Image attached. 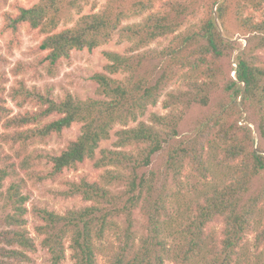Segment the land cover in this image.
Segmentation results:
<instances>
[{"label":"trees","instance_id":"trees-1","mask_svg":"<svg viewBox=\"0 0 264 264\" xmlns=\"http://www.w3.org/2000/svg\"><path fill=\"white\" fill-rule=\"evenodd\" d=\"M197 2L109 0L103 10L82 15L87 6L96 9L92 0H39L19 7L16 16L4 14L6 29L16 33L26 24L44 36L38 50L49 75L73 51L92 52L114 39L130 48L124 54L104 52L103 71L92 76L95 98L68 93L57 101L49 92L29 90L20 82L11 98L20 107L37 106L25 114L13 115L7 107L8 80L0 74V140L14 151L11 155L0 145V211L6 212L4 223L12 228L0 234L7 245L24 250L0 248V264H24L28 253L37 251L25 229L29 198L20 172L41 182L86 161L103 170L99 182H66L67 190L53 193L80 196L92 205L64 215L38 210L44 225L37 230L51 264L65 261L68 240L74 264H98L101 254L107 264H264V185L251 194L254 180L264 174V150L254 149L250 130L231 120L241 109L252 113L264 142V64L257 54L264 51V15L257 19L249 13L262 12L264 0H206L203 16L186 26L197 13ZM157 5L160 10L153 12ZM75 14L80 15L76 21ZM230 14L250 35L237 57L236 81L222 80L223 62L234 47L216 24ZM134 18L142 20L130 23ZM72 22V27L58 30ZM165 37H171L165 48L139 52ZM182 77L189 80L187 89L168 94L163 102L168 113H152L149 122L140 121ZM220 92L228 101L223 107L219 102L221 114L198 136L180 142L178 130L187 110L208 106ZM74 124H81L80 135L61 154L34 155L29 150L32 142L59 136ZM117 127L113 148L100 149ZM161 153L162 166L148 173ZM40 160L51 165L47 173L39 169ZM194 178L197 182L191 183ZM7 180L11 184L5 188ZM138 213L144 230L138 227ZM216 220L224 223L222 237L210 229ZM252 233L253 254L246 246Z\"/></svg>","mask_w":264,"mask_h":264},{"label":"rangeland","instance_id":"rangeland-1","mask_svg":"<svg viewBox=\"0 0 264 264\" xmlns=\"http://www.w3.org/2000/svg\"><path fill=\"white\" fill-rule=\"evenodd\" d=\"M38 1L39 0H0V74H3L8 80L6 84L7 89L5 99L6 105L11 109L13 115L34 112L37 109L36 103L34 102L27 103L20 107L17 105L16 101L11 98L12 88L17 87L20 82H22V84H24L29 90L40 91L42 93L49 92L51 97L57 101L62 100L68 93L78 96L81 99L97 97V84L92 80V76L97 72L103 71V67L107 63L104 52L115 51L124 54L126 50L130 48L129 43L119 44L116 39H114L109 44L101 46L92 52H89L88 50L73 51L69 59L63 60L58 65L54 75H49L47 66L42 63L44 53L38 50V46L44 36L37 30H31L26 24L19 25L16 33L11 29L5 28V13H10L13 16H16L19 13V7L29 8L38 3ZM92 1L95 3L96 9L92 10L91 6H87L84 8L82 15L103 10L109 0ZM205 1L206 0H198L197 13L188 18L185 23L186 26L195 24L203 16V13L205 12ZM159 10V5H157L153 12ZM216 10L217 6L215 5L213 11L216 12ZM249 13L254 14L257 19H261L264 15V10L258 13ZM79 17L80 15L75 14L74 21ZM141 20L142 18H134L129 22L138 23ZM216 24L224 40L234 47V50L229 54L230 56H228L223 62L224 77L222 80L229 81L232 79L236 81L235 69L237 67V57L247 47V40L250 35H246L242 32L239 22L233 14L226 17L224 21L216 20ZM73 25L74 22L63 24L59 26L58 30L64 29L65 27H72ZM170 40L171 37L160 38L146 48L141 49L139 52L161 50L170 43ZM132 54L137 55L138 53ZM257 54L261 56V61L264 64V51L257 52ZM188 81V78L182 77L178 82L167 87L163 92L159 103L154 107H149L147 114L141 118L140 121L149 122V116L152 113L166 115L168 111L164 109L163 102L168 98V94L170 92L178 93L186 90ZM225 98V95L220 92L212 96L211 102L208 106L194 105L191 109L187 110L186 115L180 124L177 139L181 142L182 140L198 136L199 133L204 130L205 125L212 124V122L221 114L220 112L222 109L219 107V102H222V107L226 106V102L228 101H226ZM234 111H236V109H234ZM231 120L237 122L238 126L250 130L254 139V149L261 146L264 150V142L261 141L257 128V120L252 113L244 112V110L241 109V111L233 113ZM135 125L137 124H131V126ZM119 128L120 127H117L112 132V137L109 141L101 143L100 149L113 148V142L116 140L114 133ZM0 131L4 132L3 129ZM80 132L81 124H74L71 128L65 129L59 136L53 135L44 142H32L29 146V150L32 151L34 155L50 154L51 156H57L61 154L70 142L74 141L80 135ZM0 145H2L8 153L13 155L14 151H11L8 145L1 140ZM100 149L98 151H100ZM163 155L164 154L161 153L154 157L153 165L146 170L148 173L153 169H158L162 166L161 162L163 160ZM99 156L100 155H98V157ZM13 161L18 162L19 160L14 158ZM50 168L51 165L47 161H41L39 165L40 170L47 173ZM102 173L103 170H98L94 167L93 161H86L74 169L65 170L64 173L56 179H48L41 182L29 179V177L25 176L23 172H20V178L25 180L23 193L29 198L26 203L27 213L24 217L26 220L25 229L29 236L35 241L37 248L35 253H28L30 260L24 262V264H51L50 254L42 245L44 236H41L37 230L38 227L44 225V221L42 220L41 215L38 214V210L45 208L56 214L64 215L68 210L92 205V203L85 202L80 196L65 198L53 192L67 190L68 186L66 185V182L79 183L82 179H85L89 183L99 182ZM189 174L190 173L188 172L187 175ZM191 176L192 175L190 174L189 177ZM186 179L188 178H183V180ZM190 182L196 183L197 179L194 178L193 181ZM10 184V180H7L5 188ZM263 185L264 174L254 180L251 194L258 191ZM117 188L119 189L120 187ZM5 214L6 212L0 211V232L4 234L9 230H12L11 227L4 223ZM137 219L139 229L144 230V218L138 213ZM210 229L214 231L218 237H222L224 229L223 221L216 220L210 225ZM4 234H0V248L5 247L23 250L19 246L7 245V243H5L6 239L4 238ZM246 239V246L253 254L255 252L254 233L248 235ZM69 246L70 242L68 240L66 242V259L62 264H74L72 258L73 252ZM0 259L4 260L2 257H0ZM98 264H107V257L104 254L98 256Z\"/></svg>","mask_w":264,"mask_h":264}]
</instances>
